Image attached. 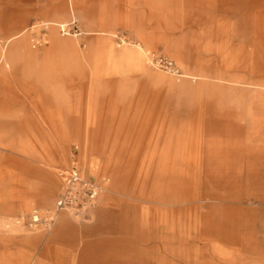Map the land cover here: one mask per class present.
Segmentation results:
<instances>
[{"label":"rangeland","instance_id":"rangeland-1","mask_svg":"<svg viewBox=\"0 0 264 264\" xmlns=\"http://www.w3.org/2000/svg\"><path fill=\"white\" fill-rule=\"evenodd\" d=\"M258 4L264 7V0H0V264H110L105 247L144 246L147 217L170 202L177 210L176 242L155 244L147 264H221V258L264 264V39L258 34L264 16ZM73 18L81 33L61 35L58 24ZM35 21L54 24L33 48L25 30ZM49 29L74 42L73 64L67 48L42 61ZM17 32L38 60L4 68L5 40ZM129 48L142 65L122 56ZM197 73L211 89H198ZM134 110L164 124L160 145L169 132L194 140L174 151L176 179L162 171L157 149L138 150L129 125ZM208 121L211 148L199 149L195 140ZM73 165L102 191L83 212H54L60 173ZM47 179L50 194L36 200ZM187 180L190 195L209 198L188 199ZM157 192L165 204L154 203ZM29 196L35 200L25 207ZM35 211L38 222L31 219ZM62 216L76 228L73 239L70 228L58 230ZM211 221L229 238L215 239L206 228ZM156 231L168 234L166 227Z\"/></svg>","mask_w":264,"mask_h":264},{"label":"crops","instance_id":"crops-1","mask_svg":"<svg viewBox=\"0 0 264 264\" xmlns=\"http://www.w3.org/2000/svg\"><path fill=\"white\" fill-rule=\"evenodd\" d=\"M257 8L261 10V15L264 16V7L262 5L258 4ZM16 18V16H15ZM17 20V18H16ZM47 24L52 25L54 24L53 22H47ZM49 27V26H47ZM260 37H263L264 39V23L261 26L259 33ZM46 41L48 42L49 46L45 49V52L43 53L42 56V61L44 62L47 56L51 54L53 51L60 50L61 48H67L69 52H67V62L69 64H73V57L77 56V51L74 46V42L71 39H60L54 33L52 32L51 29L48 30V34L46 36ZM8 43V50L5 55V52L3 53V57L6 56V60L4 61V64L2 65L4 68L9 67L13 62L19 61V60H25V61H33L36 62L38 59V56L34 53L27 52L26 51V42L24 37H22V32H17L14 34H11L8 36L5 40ZM136 48V47H135ZM135 51L129 49H125L124 52L122 53L123 57L126 59L127 62L133 63V64H138L142 65L141 58L138 54L134 53ZM41 62V61H40ZM202 71L200 68L198 69ZM200 79L207 77L204 73H197L196 74ZM38 79H43L46 76H44L43 73H38L35 75ZM206 79H202L201 85L197 86L198 89L204 90V87L209 90L211 89V86H209L208 82H204ZM146 116H143V114L140 113L138 110H134L131 114V130H132V136H135V143L138 147V150L140 151L142 148L152 146L157 149V152L155 153L157 158L160 160L162 171L165 172L166 169H169L170 171L168 173H173V177L176 179V176H174L175 171H173V164L176 159V151L178 148L181 146H186L189 144L191 146L192 142L194 141L187 136V135H180L177 134L176 136L171 134L173 132H169V134L166 136L165 141L160 145V135L163 132L164 129V124L156 122L155 124H152L151 122H148L146 120ZM205 128L202 129V133L198 139L195 140L196 146H199V149H210L211 144L209 143V140L206 138L211 131L210 128V121L204 124ZM171 130L174 131V127H171ZM190 135V134H188ZM131 144V143H130ZM130 160V157H128ZM142 159V158H141ZM108 158L106 159V161ZM128 160V161H129ZM127 161V160H126ZM143 161V159H142ZM108 163L109 160L107 161ZM109 165V164H105ZM113 165L116 167L117 163L114 161ZM111 167V164L109 165ZM135 165H129V170H127V179L132 176V172L135 169ZM182 172L179 174V176H183ZM185 176V175H184ZM24 185L27 184V181H22ZM191 182L189 180L184 181L183 185V190L188 191L186 188L188 184ZM53 186V181L51 179H47L46 183L44 186L38 190V198L36 200H40L42 202H45L46 198L50 194L51 187ZM28 191V190H27ZM29 192V191H28ZM192 192H187L189 194L188 199H192L193 201H205L209 198L208 193L206 196L202 195H190ZM33 196H29L26 198V201L24 202L25 207H29L30 204L34 201ZM165 197H163V192H157L155 195L154 203L157 205H163ZM168 208L164 209L163 207H156L154 208V213L150 214V218L147 217V220L145 221V226L146 228L141 230V237L142 240L145 244L144 246L140 245L138 246L137 244L135 245H128L127 249L125 248L126 244H114L108 247H105V251L108 253V259H111L112 261L110 264H147L148 259H150V252H153L154 249L156 248L155 244H164L165 242L169 244H175L176 242V235H175V221L177 220V210L173 206V204L170 202L167 204ZM150 212V211H149ZM152 213V212H150ZM207 214L203 215L206 216ZM70 225L69 220L67 217L62 216L58 222V230L64 229V227H68ZM167 228L168 229V234L167 235H158L157 231L154 232V230H160V228ZM71 230L69 232V238L73 239L74 234H76V228H72V226H69ZM206 228L209 231H212L214 233L215 239L217 234H220L221 240L228 239L229 236L226 235L225 230L223 229V226H218L217 223L215 222H206ZM222 233V234H221ZM113 249H111V247ZM119 247L122 249V252L118 251ZM216 256L214 253L212 255V259ZM217 259V256L216 258ZM156 261H158L156 259ZM81 262V260H80ZM221 264H226V258H221L219 261ZM104 263V262H103ZM24 264H37V262H31V263H24ZM84 264H88L87 262H84ZM94 264V263H92ZM100 264V263H97ZM107 264V261L104 263ZM212 264H220L217 263L216 261H213Z\"/></svg>","mask_w":264,"mask_h":264},{"label":"built area","instance_id":"built-area-1","mask_svg":"<svg viewBox=\"0 0 264 264\" xmlns=\"http://www.w3.org/2000/svg\"><path fill=\"white\" fill-rule=\"evenodd\" d=\"M47 25V22L35 21L26 27L25 31L29 34V41L33 48L42 45L41 31ZM57 27L61 35H69L71 32L75 35L81 33L74 18L68 23L58 24ZM60 175L63 178V184L54 202V212L70 211L80 213L95 205L102 191L99 181L84 176L75 165L62 170ZM39 216L40 214L35 211L31 216L32 221L38 222L40 220Z\"/></svg>","mask_w":264,"mask_h":264}]
</instances>
